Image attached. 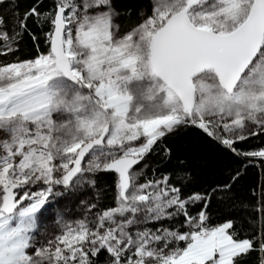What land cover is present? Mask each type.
Masks as SVG:
<instances>
[{"label":"snow or ice","instance_id":"1","mask_svg":"<svg viewBox=\"0 0 264 264\" xmlns=\"http://www.w3.org/2000/svg\"><path fill=\"white\" fill-rule=\"evenodd\" d=\"M0 264H264V0H0Z\"/></svg>","mask_w":264,"mask_h":264},{"label":"trees","instance_id":"2","mask_svg":"<svg viewBox=\"0 0 264 264\" xmlns=\"http://www.w3.org/2000/svg\"><path fill=\"white\" fill-rule=\"evenodd\" d=\"M29 43H30V41H29ZM251 176L253 177V178H258V173L257 172H253V173H251ZM212 177H209V179H211ZM103 181H104V183H106V184H110L111 183V177H108V176H105L104 178H103Z\"/></svg>","mask_w":264,"mask_h":264}]
</instances>
